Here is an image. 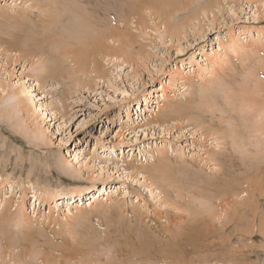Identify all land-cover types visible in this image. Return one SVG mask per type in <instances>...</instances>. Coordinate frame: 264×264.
I'll list each match as a JSON object with an SVG mask.
<instances>
[{
    "label": "rangeland",
    "instance_id": "obj_1",
    "mask_svg": "<svg viewBox=\"0 0 264 264\" xmlns=\"http://www.w3.org/2000/svg\"><path fill=\"white\" fill-rule=\"evenodd\" d=\"M118 1L87 0L84 4L97 13L98 22L107 30L112 18L129 11L123 1ZM31 2L0 0V42L7 44L33 33L41 39L49 38L53 31L61 34L46 21L52 12L36 9ZM208 4L212 8L199 13ZM151 6V14L138 24L137 18H132L128 25L137 35L135 48H142L128 65L101 56L89 60L86 73H74V62L62 55L71 74L59 77L47 74L42 60L28 61L19 52L0 46V229H7V215L17 213L21 202L24 206L19 220L8 225L10 235L16 234L12 243L23 239V245L6 249L0 242V264H12L14 256L26 250L25 246L30 249L37 240L33 251L48 246V241L66 240L65 246L74 248L73 253L79 256L76 264H109L113 255L120 253L119 244L129 236L138 235L140 229L152 233V228L168 223L174 236L183 230V234H191L195 245L199 244L200 251L188 248L190 255L182 264H264V229L259 231L264 222V134L260 133L264 131L253 132L251 125L247 128L248 109L244 110L241 101L237 103L239 110L227 108L220 88L216 94L226 109L220 111L221 118L219 109H206V119L213 117L216 124L228 126L224 118L232 114L246 136L245 149L234 145L232 137L217 140L219 135L214 136L209 128V134L204 133V127L196 126L194 120L169 114L172 108L190 101L194 93L198 95L200 88L213 87L220 78L235 84L237 90L250 69L264 76V0H180L175 4L180 9L175 11V18L196 15L198 19L182 36L174 38L158 33V27L164 31L166 18ZM154 16L156 26L151 24ZM141 26L147 27V33L141 32ZM239 41L248 48L233 52L236 45H243ZM229 51L227 58L234 65L228 62L219 66ZM16 95L27 102L24 108ZM151 155L167 156L189 172L183 178L189 191L184 189L186 197L178 198V206L166 203L161 207L160 197L150 192L154 188L150 180L135 171L131 178L123 171L125 167L147 166L145 158ZM64 160L71 170L61 164ZM199 180L213 183L197 187ZM227 184L234 186L233 190ZM225 190L229 196L223 201L219 198ZM187 191V195L198 197H191L193 208ZM37 192L42 193L40 200ZM203 194L214 198L219 212L227 209V216L212 222L198 215L195 204ZM234 203H239L235 204L239 212ZM248 203L257 207L250 208ZM136 210L143 213L140 219ZM250 221L255 223L254 229L249 227ZM58 248L55 252L65 251ZM43 259L39 255L30 264H44ZM65 260L54 262L66 264ZM170 260L158 257L146 264H171Z\"/></svg>",
    "mask_w": 264,
    "mask_h": 264
},
{
    "label": "bare ground",
    "instance_id": "obj_2",
    "mask_svg": "<svg viewBox=\"0 0 264 264\" xmlns=\"http://www.w3.org/2000/svg\"><path fill=\"white\" fill-rule=\"evenodd\" d=\"M121 1L124 2V5H127L129 7V11L123 10V14H122L123 16H120V18H117V17L112 18L113 24L110 25V27L105 28L107 30H103L105 26H101V24L98 22V18L96 17L97 13L96 12L94 13L88 10L87 5L84 4V3H87V0H83V1L81 0H49L48 2H42L40 0H32L31 2L32 7H35L36 9H39V10H49L50 12H52L51 13L52 16L49 14L48 19H46V21L47 23H49L50 26L51 24H54V27L56 26V31L60 29L61 34H57L56 32L53 31L52 34L48 36L50 38V43H47V40H49V38L47 37L42 38V39L36 38L38 35L36 36L33 33L34 35V36L32 35L33 37L31 35H28L24 37L23 39L10 41L7 44H3L2 42H0V46L1 47L4 46L7 50L11 52H19L20 55L28 61L30 59H35V58H37V60H42L45 65L44 70L47 71L46 72L47 74H52L54 76L62 77V76H65L66 72H67V75L71 72L67 68V66H65L66 64L62 59L63 58L62 55L64 56V59L65 58L72 59L71 61H73L74 65L76 66L75 72L72 70L74 73H77V72L86 73L87 66L90 65L88 63L89 60L91 58H99L101 56H104V57L109 56L108 57L109 59L119 61V62L121 61L123 64L128 65V63H130V61L134 59V56H137L142 49V48L140 49L135 48L136 46L135 44L137 43V40H135V37H137V35L132 34L130 32L132 28L131 29L128 28V25L129 23H131L132 18H137L136 22L138 24V22L146 14H151L152 12L151 5H154L158 9V11L161 12V14L164 15L166 18L165 26L163 29L164 31H159L160 28L159 27L157 28L158 33H160L161 36L165 34H169L172 38L180 37L186 32L188 25H190L192 21L198 19L196 15L191 16V17L189 16V18H186V19L175 18V11L180 10L179 7L175 6V4L178 1L180 2V0H121ZM214 1L215 3H217L218 0H214ZM88 2H90V0H88ZM118 2H120V0ZM121 3L122 2H120V4ZM209 5L210 4L202 8L200 10L201 12L199 13L205 14L204 12H207L209 9L212 8L211 5L210 6ZM256 12L254 13L255 16L258 15L256 14ZM153 20L154 21L151 24L155 25L156 23L155 16ZM123 21H125V23H123ZM63 23L64 25L62 26ZM146 28H147L146 26H141V30H142L141 32L147 33ZM40 36L42 35H39V37ZM18 38H21V37H18ZM239 43L243 45H236V51H233V52H237V53L242 52V51H245V48H248V45H245L243 41H239ZM55 45H56V49H53L52 47ZM108 51H111L110 54H107ZM179 52H181V49L179 50ZM55 53H57L58 56L60 54L59 57H61V59H59L58 56L56 57ZM227 54H230V51L227 52L225 56H223V58L220 61L219 66L223 67L224 64H227L229 62V59L227 58ZM230 63L231 65H234L233 61L232 62L230 61L228 64ZM250 66L252 65H249V67ZM253 71H251L250 69L249 75L243 78V83L237 85L238 86L237 90L234 88L235 84L233 85V83H231L229 80L226 81L225 77L220 78L218 81L214 83V85H212L213 87L207 86L205 88H200L198 95L195 96V93H194L193 95L194 98L192 97L190 101L186 102L180 107L172 108L169 114L172 116V114L178 113V116L180 117L187 118L190 121L194 120L196 123L195 124L196 126L204 127V133L205 131L206 133H208L207 128H209V130L213 133L214 136L219 135V137L216 138L217 140L224 139L223 141H225L226 138L232 137L234 145L235 143L239 144V146L243 145L245 149L247 144H246L244 137L246 136L245 135L243 136L241 130L237 126V121L235 120V118H233L232 114L231 115L228 114L229 116H227L226 114L223 115V116H227L226 118H224V122H227L228 126H225L223 123L220 124L219 122L218 124H216L213 117L208 121L206 119L207 111L205 112V110L206 109L210 110L212 108L217 109V110L219 109L218 112L220 113L221 110L226 109V106L227 108L230 106H235V108L232 107L231 109L234 108L233 110H237L239 108L237 103L238 102L240 103L241 101L240 104L243 105L242 107L244 108V110L248 109L247 115L249 119H247L248 123L246 124V127L248 128L252 126V128H249V129H252L253 132L259 131L258 129H260L261 131L262 130L264 131V76L263 75L260 76L258 75V73L255 74L256 71L254 73ZM217 88H220L221 92H223L226 95L224 97L226 106L225 104H223L224 105L223 108H222L223 105H221V103L219 102V99L216 94L218 91L216 90ZM18 96L19 95H16L18 103L20 104V106H22V108H24L27 102H25V100L22 97H18ZM173 117H171V120L174 119ZM219 118H221V113H220ZM169 119L167 121H169ZM251 121H253V124ZM260 133L264 134V132H260ZM145 161L149 162L147 166L141 165L140 167L133 168L132 170H131L132 166L130 168L125 167L123 171L126 172L128 177L132 178V176H130V173L135 171L139 173V175L142 176L141 178H143L144 180H147V181L150 180V184L154 186V188L152 187L153 189H150V192L151 193L156 192L157 196L160 197L161 207L163 205H166V203H171L172 205L175 203V205L178 206L179 204H176L177 201L179 200L178 198H180V201L181 199L184 200L185 191L189 189V188L186 189L185 185H183L185 183L184 182L185 180L183 178L188 177L189 172L184 171L182 169L183 167H179L178 166L179 164L176 165L175 161H173L171 158L167 156H161V157L156 158L154 155H151V156H148V158L146 157ZM61 164H63L67 170H71V165L66 160H64ZM216 165H219V163ZM178 181L179 183L181 182L184 187L182 185H181L182 187H180L179 184L178 186L177 185ZM207 182L213 183L207 180L206 182H204V180L203 181L199 180L197 183L198 186L197 184L195 186L199 187L202 183H204V185L206 186H209L207 185ZM262 182H264V180H262ZM214 184L215 186H217L215 182ZM228 185H230L231 187L230 189L233 190L232 187L234 186H231V184H227V186ZM238 185L239 184H237V186ZM219 187L222 188L221 185ZM100 189L104 190V187H101ZM201 190L205 191L206 187L205 188L202 187ZM235 190L238 192L239 190L238 187ZM188 191L186 195L188 194ZM234 192L235 191H233V194L235 196ZM80 193H83V190H81ZM37 194H38L37 200L38 199L40 200V196L42 193L37 192ZM220 195L221 197L219 199L220 200L222 199L223 201L226 200L229 196L226 190L224 192H221ZM187 196H189L188 198L190 199L192 196H194V194L192 195L189 194ZM197 198L195 197V199ZM199 198H200L199 200L200 203L199 204L197 203L198 205L195 204V207L199 206L198 207L199 211L197 212L198 215L204 218H209L212 220V222H216L215 220H222L225 216H227V212H226L227 209L224 211V208H221L220 212L218 211L217 208L219 207H216V204L212 202L214 198L209 199L210 197L208 198L206 194H203ZM236 198L238 197L236 196ZM37 200H35V202ZM191 200L192 198L189 201ZM228 201H225V202H228ZM240 202L242 203V201ZM191 204H192V207L190 206V208H193L194 203H192V201H191ZM235 204H239V203H234V205ZM186 206H189V204H187ZM248 206L250 208L252 206L253 208L257 207L256 205L250 206V204ZM23 207L24 206L22 205V202H21L19 205L18 212L15 214L11 213L13 214L11 215L13 218L11 216L9 217L8 215L7 217L5 216L6 217L5 221L7 223V229L6 230L0 229V242L3 243V246L4 248L6 247V249L14 248L18 246V244L20 243H21L20 245H23V242H22L23 239H18L17 241L18 243L16 242L17 244H15L14 242L12 243V240L16 238V234L14 233L13 235H10L9 229H8V225L10 221L15 220L17 222L19 220L18 218H19L20 213L23 210ZM234 209L239 212L237 206ZM136 212L139 215L138 219H140L143 213L137 210ZM241 213H238V214H241ZM226 221L227 222L229 221L228 218L226 219ZM254 224H253V221H250L249 227L254 229L256 227V226L254 227ZM259 227L261 229L259 231L263 232L262 229H264V222L261 223ZM170 228H171V224L168 223V224H162L160 228L158 226H156L154 229L152 228V233L146 230L140 229V231H137L138 235L129 236L128 241H124L123 244H119L122 249L120 250V253H117V254L115 253L116 255H113L114 256L112 260L113 262L109 264H137V263L146 264L148 263L150 259H156L158 257L160 258L167 257L171 259L170 260L171 264H182L183 261H186L188 259V255H190V253L188 252L189 251L188 248H190L194 252L197 251V249H199L198 251H200L199 244L197 242H196L197 245L193 243L194 240L192 239V236L190 233L188 234L186 232L183 234L182 233L183 230H182L181 234L179 233L180 235L174 236L173 232L170 231ZM249 229L248 231L250 232ZM168 232H172V233H168ZM128 234L131 235L130 233ZM168 235L171 236V238H168ZM29 238H31L30 239L31 242L35 240V238L32 236ZM24 241H26L27 242L26 244H28L27 240L24 239ZM37 241L39 242V240ZM37 241H34V242L36 243ZM60 242L62 243H59V241L57 242V240L51 241L50 243L48 241L47 243H45V245H48V246H44L43 248L42 247L38 248L37 250L34 249V251H33L32 246L35 243L33 244L31 243L32 245L30 249L27 248V246H25L26 248L24 247L26 250L29 249V251L24 250L23 252L26 251V253H23L22 251H20L17 256H14L13 259L11 258L13 260L12 264H19L20 262H26L25 264H30L31 261L35 260L37 256L39 255H43L44 259L42 262L44 264H55L54 261L60 260L61 258L66 259L65 260L66 264H76L77 258H79V256H76L77 253H73L74 248L72 249L71 246L69 245L65 246V242H67L66 240H63ZM1 248L3 249V247L0 245V250ZM57 248L65 249V251L60 250L59 252H55L56 251L55 249ZM54 252L57 254L55 255ZM74 252H77V250H74ZM201 255H203V253ZM4 257L6 258V256ZM10 257H11V254H10ZM2 258L3 256L0 255V261ZM27 259H28V263H27ZM67 259H69L70 262L73 260L72 261L73 263H69ZM80 259L82 262V260H84L85 258L83 259L82 257ZM117 261H120V263L119 262L117 263ZM162 261L165 262L167 260H162Z\"/></svg>",
    "mask_w": 264,
    "mask_h": 264
}]
</instances>
